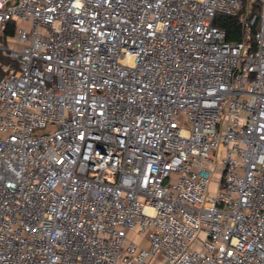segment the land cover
Returning a JSON list of instances; mask_svg holds the SVG:
<instances>
[{
    "label": "built area",
    "instance_id": "obj_1",
    "mask_svg": "<svg viewBox=\"0 0 264 264\" xmlns=\"http://www.w3.org/2000/svg\"><path fill=\"white\" fill-rule=\"evenodd\" d=\"M0 52V264H264V0H0Z\"/></svg>",
    "mask_w": 264,
    "mask_h": 264
},
{
    "label": "trees",
    "instance_id": "obj_2",
    "mask_svg": "<svg viewBox=\"0 0 264 264\" xmlns=\"http://www.w3.org/2000/svg\"><path fill=\"white\" fill-rule=\"evenodd\" d=\"M257 8L260 11V7L258 2H255L254 9ZM215 24L225 32L226 40L229 42H240L246 38V34L242 29L240 23L238 22L237 18H229L225 16H219L216 19ZM14 24L10 23L6 25L5 33L1 37L3 42L6 41V37L14 36ZM258 28V24L256 23L251 30L250 33V42L254 45V33ZM0 63L1 64H13L11 58L2 52H0ZM4 75V73L0 70V78Z\"/></svg>",
    "mask_w": 264,
    "mask_h": 264
},
{
    "label": "rangeland",
    "instance_id": "obj_3",
    "mask_svg": "<svg viewBox=\"0 0 264 264\" xmlns=\"http://www.w3.org/2000/svg\"><path fill=\"white\" fill-rule=\"evenodd\" d=\"M254 13H255V14H260V11H259L257 8H255V9H254ZM56 129H57V127L54 126V125H52V126H49V127L46 128V129L42 130L41 133H42V134H49V133H52V132H53L54 130H56ZM211 192H213V188H211ZM134 239H135L138 243H140V244H142L143 246L146 247V244L143 243V242H144V239H143L142 237H136V236H134ZM152 264H159V263H158V261H154V262H152Z\"/></svg>",
    "mask_w": 264,
    "mask_h": 264
}]
</instances>
